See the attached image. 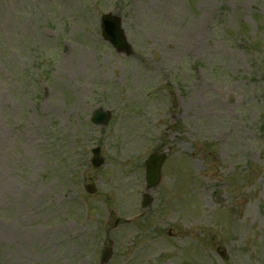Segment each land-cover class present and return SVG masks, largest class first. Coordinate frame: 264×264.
<instances>
[{"label": "rangeland", "instance_id": "rangeland-1", "mask_svg": "<svg viewBox=\"0 0 264 264\" xmlns=\"http://www.w3.org/2000/svg\"><path fill=\"white\" fill-rule=\"evenodd\" d=\"M109 240L107 264H264V0H0V264H99Z\"/></svg>", "mask_w": 264, "mask_h": 264}, {"label": "water", "instance_id": "water-1", "mask_svg": "<svg viewBox=\"0 0 264 264\" xmlns=\"http://www.w3.org/2000/svg\"><path fill=\"white\" fill-rule=\"evenodd\" d=\"M102 37L105 41H109L118 52H124L126 55L130 54V46L126 43V39L121 29L120 19L111 14L103 15L101 18ZM109 119L108 113L97 111L93 115V122L95 124H105ZM94 157L92 163L95 167L102 164V159L99 155V149L93 150ZM165 158L164 153H153L146 161V180L148 188L155 186L160 178V166ZM89 192H93L91 188L86 187ZM150 202V199L145 195L143 204ZM110 257V252L107 250L102 254L101 263L104 264Z\"/></svg>", "mask_w": 264, "mask_h": 264}]
</instances>
